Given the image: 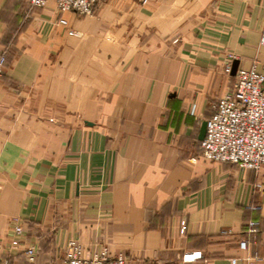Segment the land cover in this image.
Segmentation results:
<instances>
[{
    "label": "crops",
    "instance_id": "1",
    "mask_svg": "<svg viewBox=\"0 0 264 264\" xmlns=\"http://www.w3.org/2000/svg\"><path fill=\"white\" fill-rule=\"evenodd\" d=\"M263 29L264 0H103L90 15L0 0V257L24 264L34 245V264H64L75 238L130 264H264L261 175L206 160L199 139L233 83L228 55L264 75Z\"/></svg>",
    "mask_w": 264,
    "mask_h": 264
},
{
    "label": "built area",
    "instance_id": "2",
    "mask_svg": "<svg viewBox=\"0 0 264 264\" xmlns=\"http://www.w3.org/2000/svg\"><path fill=\"white\" fill-rule=\"evenodd\" d=\"M100 1L103 0H29V4L31 8H43L53 3L59 12L71 11L79 15H90ZM57 23L67 25V21L63 18H59ZM68 33L74 32L68 30ZM260 44H264V29L260 34ZM7 53V47L0 48V83L7 64ZM232 61L233 56L230 54L223 70L227 75L232 76L233 83L222 96L210 103V113L205 119V135L200 140L201 152L206 160L232 163L260 174L259 185L264 186V75L254 66L248 69L237 68L232 75ZM182 228L184 229V226ZM259 228L260 222L257 220L249 221L245 226L248 234H256ZM21 233V226L13 228L11 246L18 245L16 236ZM238 245L243 250L247 249L248 238H241ZM23 253L24 264H34L37 247L27 246ZM199 256L198 252L185 254L178 264H186ZM63 262L64 264H130V260L122 253L110 256L107 246H102L98 252L87 255L82 244L75 238L67 241ZM229 263L237 264L238 258H230ZM0 264H11L10 257H0Z\"/></svg>",
    "mask_w": 264,
    "mask_h": 264
},
{
    "label": "water",
    "instance_id": "3",
    "mask_svg": "<svg viewBox=\"0 0 264 264\" xmlns=\"http://www.w3.org/2000/svg\"><path fill=\"white\" fill-rule=\"evenodd\" d=\"M237 70V62L234 61L233 64H232V75L235 74ZM205 128H206V121H203L202 124H201V127H200V132H199V139H203L204 135H205Z\"/></svg>",
    "mask_w": 264,
    "mask_h": 264
}]
</instances>
